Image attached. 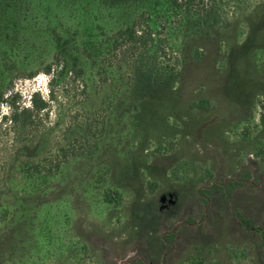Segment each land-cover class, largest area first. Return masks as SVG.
<instances>
[{
	"label": "rangeland",
	"instance_id": "obj_1",
	"mask_svg": "<svg viewBox=\"0 0 264 264\" xmlns=\"http://www.w3.org/2000/svg\"><path fill=\"white\" fill-rule=\"evenodd\" d=\"M216 2L214 36L191 41L185 69L180 34L158 27L102 54L99 70L83 58V76L52 80L58 35L110 34L140 4L0 0V264H264L260 234L234 216L264 230V0ZM137 61L175 82L124 112ZM34 92L47 108L11 122ZM35 145L71 154L53 176L26 178L18 161ZM244 171L230 194L199 198Z\"/></svg>",
	"mask_w": 264,
	"mask_h": 264
},
{
	"label": "trees",
	"instance_id": "obj_2",
	"mask_svg": "<svg viewBox=\"0 0 264 264\" xmlns=\"http://www.w3.org/2000/svg\"><path fill=\"white\" fill-rule=\"evenodd\" d=\"M100 2L112 8L128 4H140L141 9L110 34L99 33V35L83 37L77 43L72 42V44L68 38L58 35L55 39L56 44L52 62L44 69V72L52 74V80L56 75L63 72H74L76 75L83 76L85 73L83 58L90 60L92 68L99 70L98 62L102 54L111 53L123 46L136 44L141 39H145L144 31H149L148 35L151 37L158 27L166 29L167 38L172 41L177 39V37L175 38L176 34H180L179 47L184 53V56L180 58V63H183V66L189 62L187 56L191 41L196 40L199 42V40H203L205 42V39L209 40L214 36V34H211L213 24L211 18L217 13L216 0H100ZM142 17L146 18L145 29H142V26L139 25ZM194 36H196L195 39ZM153 42L154 39L151 38L150 43ZM203 46H198L197 49L203 50ZM203 54L206 55V53ZM137 62L133 70L132 83L129 85L128 103L124 107V112H130L148 90L168 88L172 86L171 83L175 82L176 73L169 70L166 65H162L160 62L148 65L143 64V61ZM53 65L58 67L56 72ZM30 102V108L19 109L14 107L9 120L14 124L26 126L31 122L33 115L36 116V113L48 106V101L40 99L37 92L32 94ZM23 150H25V153L19 159L18 167L26 178L53 176L60 170L71 154L63 146L49 148L42 155H39L40 151L36 145L33 147L23 146ZM249 177L248 171L240 172L237 178L224 180L222 184H212L208 188H200L197 193L206 206L217 191L230 194L235 187L247 183ZM113 199L112 194L104 193L106 202L109 203ZM234 216L236 219L240 218L238 221L242 226L252 228L258 232L264 246V230L254 226L255 222L251 218L242 216L238 212H234ZM164 238L167 242L170 239L167 235Z\"/></svg>",
	"mask_w": 264,
	"mask_h": 264
}]
</instances>
